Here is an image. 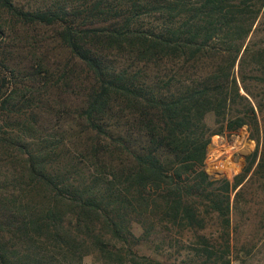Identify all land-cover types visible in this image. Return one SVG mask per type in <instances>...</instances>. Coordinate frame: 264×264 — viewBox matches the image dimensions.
<instances>
[{
	"label": "trees",
	"instance_id": "trees-1",
	"mask_svg": "<svg viewBox=\"0 0 264 264\" xmlns=\"http://www.w3.org/2000/svg\"><path fill=\"white\" fill-rule=\"evenodd\" d=\"M263 7L0 0V264H70L34 239L69 218L123 244L134 224L190 235L189 264H230L236 198L264 179ZM242 126L255 157L212 178L209 136Z\"/></svg>",
	"mask_w": 264,
	"mask_h": 264
},
{
	"label": "rangeland",
	"instance_id": "rangeland-1",
	"mask_svg": "<svg viewBox=\"0 0 264 264\" xmlns=\"http://www.w3.org/2000/svg\"><path fill=\"white\" fill-rule=\"evenodd\" d=\"M16 1L21 5L32 2ZM52 47L50 42L43 49V53ZM206 123L211 130H216L218 124L215 117L208 115ZM256 146L257 141L246 126L211 134L201 166L212 178L227 177L233 181L243 166L252 160L253 155L255 157ZM258 156L257 151L254 166ZM236 202L231 213L230 264H264V179H248L245 191L237 196ZM77 222L78 219L69 218L60 229L56 225L49 232L37 234L34 236L36 246L48 247L49 251L58 253L56 257L63 258L70 264H143L147 259L160 264H189V259L195 258V250L191 248V242L195 239L190 235L184 237L170 233L162 237V234H146L139 225L134 224L133 235L123 244L109 236L105 240L98 236L93 239L81 237L77 234ZM212 232L213 230H208L207 236H212ZM175 238L180 240L174 241ZM102 241L109 245L105 246V250L99 247ZM45 242L46 246L43 244ZM64 243L69 245L68 249ZM128 249H131L129 254ZM37 251L39 249L34 250Z\"/></svg>",
	"mask_w": 264,
	"mask_h": 264
}]
</instances>
